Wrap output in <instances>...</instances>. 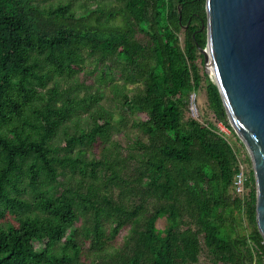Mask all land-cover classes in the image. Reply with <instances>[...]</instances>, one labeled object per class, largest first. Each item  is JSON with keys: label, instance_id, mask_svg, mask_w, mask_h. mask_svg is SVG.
I'll return each mask as SVG.
<instances>
[{"label": "trees", "instance_id": "1", "mask_svg": "<svg viewBox=\"0 0 264 264\" xmlns=\"http://www.w3.org/2000/svg\"><path fill=\"white\" fill-rule=\"evenodd\" d=\"M205 22V0H0V264H264ZM202 88L214 122L186 117Z\"/></svg>", "mask_w": 264, "mask_h": 264}, {"label": "water", "instance_id": "2", "mask_svg": "<svg viewBox=\"0 0 264 264\" xmlns=\"http://www.w3.org/2000/svg\"><path fill=\"white\" fill-rule=\"evenodd\" d=\"M199 48L255 181V220L264 243V0H205Z\"/></svg>", "mask_w": 264, "mask_h": 264}, {"label": "rangeland", "instance_id": "3", "mask_svg": "<svg viewBox=\"0 0 264 264\" xmlns=\"http://www.w3.org/2000/svg\"><path fill=\"white\" fill-rule=\"evenodd\" d=\"M183 40H184L183 35H180L181 44H183ZM197 63H198L200 70L204 71V63H202V59L200 57L198 58ZM208 77L211 78L210 75H208ZM108 98H109V96H108ZM106 99H107V96H106L105 100ZM136 117L139 118L140 115L137 114V115L129 117V118L132 120L133 118H136ZM186 117H192L194 119L199 120L200 122H205L206 120H208L210 122H214V117H213L212 113L210 112V110L207 108L206 96H205V91L203 88L200 89L196 95L192 94L189 96V98H188V113L186 114ZM216 126L218 128H220L223 132H225L227 139L231 142V144L234 145L235 148L239 147V143H241V142L239 141L236 134L235 135L231 134L220 123H217ZM115 138H119L120 141L124 142V138L120 137V134H116ZM131 138H132V136H131ZM239 153L241 154V156H245L247 154L245 148H243V150H240ZM158 226H159V228H163L164 220L159 221ZM239 230H241V232H240L241 234H243L245 231V230L242 231V228H240ZM124 234H125V231L124 230L121 231L119 237L117 238V241H120Z\"/></svg>", "mask_w": 264, "mask_h": 264}, {"label": "built area", "instance_id": "4", "mask_svg": "<svg viewBox=\"0 0 264 264\" xmlns=\"http://www.w3.org/2000/svg\"><path fill=\"white\" fill-rule=\"evenodd\" d=\"M247 171H248L247 164L243 161L242 158L239 157L238 158V171L235 174L234 180H233V189H234V192L238 195L243 194V192L245 191Z\"/></svg>", "mask_w": 264, "mask_h": 264}, {"label": "flooded vegetation", "instance_id": "5", "mask_svg": "<svg viewBox=\"0 0 264 264\" xmlns=\"http://www.w3.org/2000/svg\"><path fill=\"white\" fill-rule=\"evenodd\" d=\"M186 28H187V26L186 27H184V29L186 30Z\"/></svg>", "mask_w": 264, "mask_h": 264}]
</instances>
